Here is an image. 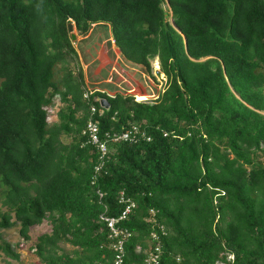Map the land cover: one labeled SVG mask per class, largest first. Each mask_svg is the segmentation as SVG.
Instances as JSON below:
<instances>
[{"label":"trees","instance_id":"16d2710c","mask_svg":"<svg viewBox=\"0 0 264 264\" xmlns=\"http://www.w3.org/2000/svg\"><path fill=\"white\" fill-rule=\"evenodd\" d=\"M104 38L150 77L158 59L157 100L85 99L83 45ZM91 105L102 139L137 125L151 142L109 143L102 161L84 135ZM122 192L137 205L124 264H146L151 211L167 232L161 264H264V0H0L5 262L48 222L28 248L35 264H112L100 216L122 213ZM16 227L23 242L12 244L4 232Z\"/></svg>","mask_w":264,"mask_h":264},{"label":"built area","instance_id":"2783aa9c","mask_svg":"<svg viewBox=\"0 0 264 264\" xmlns=\"http://www.w3.org/2000/svg\"><path fill=\"white\" fill-rule=\"evenodd\" d=\"M147 75L144 74V78L147 79L146 82L152 86V79L151 77H146ZM164 79V76H163ZM149 93H145L149 99L157 100L159 97V92L152 95V89L149 87L147 90ZM96 92L105 93L110 98H115L116 93H122L124 95H131L134 97L136 102L139 101L138 96L139 92L136 89L131 87L130 91H122V92H107L104 90H95L92 91L90 89L86 90L85 99L90 100V97L94 95ZM98 101L100 98L97 99ZM147 102V100H146ZM91 117L88 120L86 129L84 131V135L88 138V144L94 146L101 154V160L103 161L107 156L109 146L108 144H130L136 145L140 142H151L152 138L140 127L137 125H131L127 130L123 132L117 133H106L105 139H102L100 136V126L97 120H94L95 116L99 113L96 106L91 105L90 107ZM104 110V109H103ZM100 167L96 169V172H99ZM100 199L104 197L102 193L99 194ZM120 203L123 204L124 210L118 217H108L105 214L100 216V221L105 223L109 229V238L111 240V248L113 250V261L112 264H124L126 259V244L132 238L133 234L130 232L129 229L123 226V223L129 218L132 214L133 210L137 207L136 203L131 199L125 198V194L122 192L120 195ZM151 219L150 221L153 222V231L150 234V247L147 252L146 257V264H161V258L163 253V244L162 239L166 236L167 232L164 227H158L156 220H155V212L151 211ZM230 260H233L234 257L230 256Z\"/></svg>","mask_w":264,"mask_h":264},{"label":"rangeland","instance_id":"374dc122","mask_svg":"<svg viewBox=\"0 0 264 264\" xmlns=\"http://www.w3.org/2000/svg\"><path fill=\"white\" fill-rule=\"evenodd\" d=\"M163 8L166 11L170 12L169 6L167 3L164 4ZM169 20H170V22H173L172 16H170ZM74 34L76 35V40H82V38L77 37V32L75 30H74ZM94 35L96 38H100V37L103 38V32L100 29L94 31L93 36ZM94 43H95L94 47H96V49H94L93 47H91L88 44L83 45V48L86 50L85 51L86 54H89L92 50V52L88 56L89 63H87V64H89V65H87L85 63L83 64V69L85 68L84 72H85V78L87 81V86H88V89H90L92 91L103 89V81L102 80L104 78L102 79V77H103L104 73L101 72V70H104V66L106 65L105 58H106V52H107V48H106L104 43H99L97 40H95ZM88 46H90V47H88ZM77 47H78V45H77ZM79 55L83 60V55H82V52L80 51V49H79ZM151 64H152V69H153V76L151 77L152 84H153L152 86H150V84H148L146 82L147 79H145L143 77L144 73L142 71H140L141 70L140 67L136 66L135 70H130V71H134V73L140 71L139 73H141L140 75H142L143 78L142 77L140 78L139 74L136 75L138 78L137 81H139V83L141 85L140 89L142 91H147L150 87L152 89L151 92L153 95V94H156V92L163 91V89L165 88L166 82L163 79V75L158 74V72L160 71V64H159L158 59L153 60L151 62ZM136 70H138V71H136ZM132 75H133V73H132ZM146 77H149V76L147 75ZM114 92H116V91H114ZM139 95H141V93ZM145 97H148V96L146 95ZM147 101L152 102L153 99L148 98ZM61 106H62V103H60V101L58 99H56L54 107L49 110V116H50L49 123L50 124H54L57 122V120H58L57 113H58V110ZM50 231H51V226L48 222H44L42 225L34 227L31 231L32 240L28 243H22L23 241H22V238L19 234V229L17 227L13 228L11 230L5 231L4 237L6 240L11 242L12 244L22 243V247L19 249V253L21 254V260L18 262L11 261V260H9L8 262L7 261L5 262V260H6L5 257L3 256V254H0V264H35V263H37L38 259L36 258L34 252H31L28 249L29 245H32V243L34 241H36L38 237H40L41 235L46 234ZM67 248L70 249L69 246H67Z\"/></svg>","mask_w":264,"mask_h":264},{"label":"crops","instance_id":"0c3cea01","mask_svg":"<svg viewBox=\"0 0 264 264\" xmlns=\"http://www.w3.org/2000/svg\"><path fill=\"white\" fill-rule=\"evenodd\" d=\"M101 43H104L107 48L106 58H105L106 61L104 60L106 62V65L104 66V70H101V72L104 73L103 76L104 75L106 76L105 79H103L102 77L103 86L105 85V87H103L102 90L112 93L114 91L116 92H122L123 90L130 91L131 87H133L134 89L137 90V92L141 94L149 93L148 91H142L140 89L141 85L139 81H137L138 78L136 75L137 74L140 75L141 73L139 72L141 70L135 73L134 71H130V70H135V66H132L123 59L121 51L119 50V48L115 46L112 39L104 38V40ZM141 77L142 75H140V78ZM109 86H111L113 90L110 89Z\"/></svg>","mask_w":264,"mask_h":264},{"label":"water","instance_id":"95a60500","mask_svg":"<svg viewBox=\"0 0 264 264\" xmlns=\"http://www.w3.org/2000/svg\"><path fill=\"white\" fill-rule=\"evenodd\" d=\"M71 31L73 32V28L71 27ZM73 40H76V35L73 33L72 35ZM101 108L105 110H109L111 108L110 103L106 99L99 100Z\"/></svg>","mask_w":264,"mask_h":264},{"label":"bare ground","instance_id":"6f19581e","mask_svg":"<svg viewBox=\"0 0 264 264\" xmlns=\"http://www.w3.org/2000/svg\"><path fill=\"white\" fill-rule=\"evenodd\" d=\"M145 96H146L145 94H141V95H139V96H138V98H139L138 100H139V101H142V102L148 100V98L145 97Z\"/></svg>","mask_w":264,"mask_h":264},{"label":"clouds","instance_id":"9594fccd","mask_svg":"<svg viewBox=\"0 0 264 264\" xmlns=\"http://www.w3.org/2000/svg\"><path fill=\"white\" fill-rule=\"evenodd\" d=\"M146 75V74H145ZM101 99V98H100ZM143 102H146V101H143Z\"/></svg>","mask_w":264,"mask_h":264}]
</instances>
